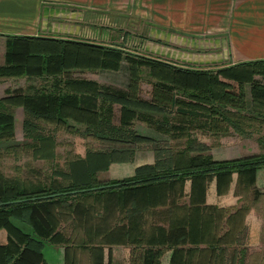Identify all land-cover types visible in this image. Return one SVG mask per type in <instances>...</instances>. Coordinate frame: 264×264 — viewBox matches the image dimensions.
I'll use <instances>...</instances> for the list:
<instances>
[{"label":"trees","instance_id":"1","mask_svg":"<svg viewBox=\"0 0 264 264\" xmlns=\"http://www.w3.org/2000/svg\"><path fill=\"white\" fill-rule=\"evenodd\" d=\"M5 40L0 79L44 85L6 90L0 98V143L14 139L20 108L24 137L37 152L54 142L42 124L93 137L108 148L69 160L67 171L54 172L44 183L0 173V230L6 234L0 264H46L45 244L63 246L64 264H76L71 238L61 229L64 222L82 231L74 244L89 253L92 264H112L114 246L130 248V264H162L165 253L166 264H243L248 206H208L205 192L214 180L216 194L224 193L233 173L236 185L251 188L254 172L264 168V151L217 161L202 144L161 142L135 124L171 138L191 129L249 137L245 129L252 121L264 123V60L194 69L93 42L46 36ZM123 67L124 88L75 76ZM143 81L150 87L148 97L142 94ZM143 144L153 151V164L137 167L131 177L98 179L111 164L132 162Z\"/></svg>","mask_w":264,"mask_h":264},{"label":"crops","instance_id":"2","mask_svg":"<svg viewBox=\"0 0 264 264\" xmlns=\"http://www.w3.org/2000/svg\"><path fill=\"white\" fill-rule=\"evenodd\" d=\"M123 14L158 23L160 40L167 44H172L169 40L173 35L175 39L184 40L183 47L198 51L203 48L212 53L197 54L180 61L166 57L162 51L156 57L147 56L173 66L214 70L240 62L264 60V0H0V63L5 53V36H46L114 46L97 41L98 37L103 41L108 34L103 29H91L86 23L94 16L98 20L100 15L112 18ZM170 31L174 33H168ZM162 48L167 50L166 46ZM11 80L16 79H0V84ZM6 90L8 88L4 89V95ZM17 110L22 111L17 108L15 112ZM21 115L22 121L23 112ZM142 133L169 144L195 141L208 147L206 153L217 161L256 155L244 152L241 146L235 153L226 151V135H212L207 130L191 129L174 138L148 127ZM153 163L154 153L150 146L138 148L132 162L113 163L106 172L98 174V179L109 181L131 177L137 167ZM236 178L235 173L231 174L228 189L220 195L216 194L214 180H211L206 188L205 204L225 210H233L242 204L248 206L243 220V264H264V168L254 172L251 188L236 185ZM2 231L0 244L6 242V234ZM59 247L64 257V247ZM116 249L130 251L129 247L114 246L112 253ZM165 254L166 264L168 253Z\"/></svg>","mask_w":264,"mask_h":264},{"label":"rangeland","instance_id":"3","mask_svg":"<svg viewBox=\"0 0 264 264\" xmlns=\"http://www.w3.org/2000/svg\"><path fill=\"white\" fill-rule=\"evenodd\" d=\"M113 18V19H112ZM98 16V20L94 16V19L88 20L86 24L91 29H103L108 34V37H98L97 41L106 42L114 46H119L125 52L140 54L156 57L160 51L166 57L176 60H184L182 58H192L200 54H212L208 50L200 51L193 47H183V41L179 37L176 39L173 35L169 41L171 43H165L160 40V31L158 30V23H149L137 20L128 15L120 16ZM114 24V25H112ZM122 29H119V28ZM119 30H118V29ZM88 29L89 31H93ZM174 33V32H168ZM179 38V39H178ZM176 40V41H175ZM162 46H166L165 51ZM124 66V65H123ZM127 72L123 67L119 72H85L76 73V77L86 78L94 80L101 85L111 86L112 88H124L126 85ZM7 82V81H5ZM43 86L44 82L41 80L19 79L11 80L5 84H0V97L4 96V89H26L28 86ZM142 94L148 97L150 87L146 81L142 82ZM246 98L248 100V93L246 88ZM21 112L17 110L15 112V136L11 141L0 143V173L9 178H18L23 182L36 183L47 182L52 177L54 172L67 171V163L69 160L75 157H84L87 151H99L108 148L106 143L100 142L93 137H83L79 133L67 131L64 128H58L53 125L42 124V131L45 134L51 135L53 139V145L48 146L44 153L35 151L31 144L28 143L24 137L22 129ZM139 131H145L147 126L143 123L137 122L135 124ZM83 127H80L82 130ZM248 132L249 137L237 136L233 133L226 135V151H235L241 146L244 152L250 154H259L264 151L262 144L258 142L264 141V123L261 121H252L250 127L245 129ZM225 145V144H224ZM139 148H149V145H140ZM242 151V150H241ZM41 154H47L46 157H42ZM62 232L71 238V243L74 247L69 248L72 257L75 258L76 264H92L89 253L80 247H77L74 242L76 238L83 237V233L80 229H75L69 222L61 224ZM24 230L29 231V227H25ZM4 234L5 232L2 231ZM244 239V238H243ZM74 240V241H73ZM243 246V241L242 245ZM123 247V246H115ZM105 263H107V248H105ZM114 256H112V264H130V251L127 249H116ZM44 261L46 264H64L63 252L59 246L45 244L42 249ZM112 253V255H113ZM166 254L162 257V264H165ZM227 258V253H226ZM245 261V260H243ZM228 264V261L222 263Z\"/></svg>","mask_w":264,"mask_h":264}]
</instances>
